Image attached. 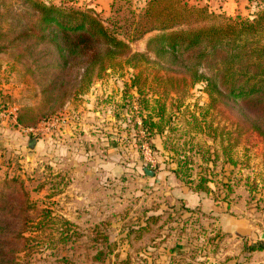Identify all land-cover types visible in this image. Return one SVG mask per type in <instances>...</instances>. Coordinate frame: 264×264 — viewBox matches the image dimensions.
I'll use <instances>...</instances> for the list:
<instances>
[{
  "label": "rangeland",
  "instance_id": "obj_1",
  "mask_svg": "<svg viewBox=\"0 0 264 264\" xmlns=\"http://www.w3.org/2000/svg\"><path fill=\"white\" fill-rule=\"evenodd\" d=\"M42 1L92 10L121 35L149 2ZM252 2L239 16L253 19L264 6ZM31 15L23 0H0V183L13 191L0 195L9 199L0 203L7 264H264V249H251L264 244V141L239 103L213 105L206 81L183 83L176 66L126 58L80 94L83 70L64 68L55 46L15 39ZM148 38L131 40L132 52L147 53ZM57 112L65 124L40 121ZM149 113L163 114L164 129L161 148L146 153ZM175 170L189 188L209 180L201 193L218 213L170 194Z\"/></svg>",
  "mask_w": 264,
  "mask_h": 264
},
{
  "label": "trees",
  "instance_id": "obj_2",
  "mask_svg": "<svg viewBox=\"0 0 264 264\" xmlns=\"http://www.w3.org/2000/svg\"><path fill=\"white\" fill-rule=\"evenodd\" d=\"M188 2L149 0L144 12L131 23L134 29L121 35L92 10L42 0H23L32 15L30 23L15 39L35 38V45L55 46L64 68L70 71L77 68V72L83 70L78 93L89 89L97 77L115 67L121 58H126L125 62L131 66H137L136 62L141 60L176 66L175 73L183 75L180 79L183 83L207 82L206 90L213 105L220 100L239 103L241 113L246 117V126L264 141V6L250 19L216 13L207 5H190ZM146 35H149L147 53L132 52L130 41ZM202 67L208 74L201 71ZM139 79L140 75L134 76L132 86H136ZM61 115L57 112L40 121ZM157 117L158 120L152 113L142 117L145 138L153 151L156 147L152 140L164 129L163 114ZM16 121L23 127L31 126L22 113L18 114ZM173 172L181 179L179 170ZM208 181L199 177L188 184L195 183L190 188L195 192H209ZM11 186L9 182L0 183V195L13 192L7 190ZM7 200L0 196V203ZM151 218H147L148 223ZM7 230V224L0 222L3 233L0 235V264L13 262L4 250L7 238L3 236ZM17 234L22 236L24 231ZM251 249L263 250L264 244Z\"/></svg>",
  "mask_w": 264,
  "mask_h": 264
},
{
  "label": "crops",
  "instance_id": "obj_3",
  "mask_svg": "<svg viewBox=\"0 0 264 264\" xmlns=\"http://www.w3.org/2000/svg\"><path fill=\"white\" fill-rule=\"evenodd\" d=\"M195 3H200L207 5L210 10L216 13H224L228 16L236 15H249L252 13L253 0H191ZM78 107H74L77 109ZM72 113L75 111H71ZM158 137L153 138L152 142L155 147L161 148V145L158 143ZM177 181V183L175 182ZM170 187L172 189L170 194L179 196L181 199L186 201V206L188 207H200V210L204 213H218V207L215 203L212 202L210 197L204 195L201 192H195L189 187L183 186L177 176L172 174L169 177Z\"/></svg>",
  "mask_w": 264,
  "mask_h": 264
},
{
  "label": "built area",
  "instance_id": "obj_4",
  "mask_svg": "<svg viewBox=\"0 0 264 264\" xmlns=\"http://www.w3.org/2000/svg\"><path fill=\"white\" fill-rule=\"evenodd\" d=\"M67 118L68 117L61 115L60 117L55 118L54 121H52L51 126L58 127L59 125H63L67 122ZM142 147L146 153H151V147H150V143L148 141L144 142Z\"/></svg>",
  "mask_w": 264,
  "mask_h": 264
},
{
  "label": "water",
  "instance_id": "obj_5",
  "mask_svg": "<svg viewBox=\"0 0 264 264\" xmlns=\"http://www.w3.org/2000/svg\"><path fill=\"white\" fill-rule=\"evenodd\" d=\"M36 140H32L31 144H34ZM144 172L147 176L153 177L154 176V171H152L149 168H144Z\"/></svg>",
  "mask_w": 264,
  "mask_h": 264
}]
</instances>
